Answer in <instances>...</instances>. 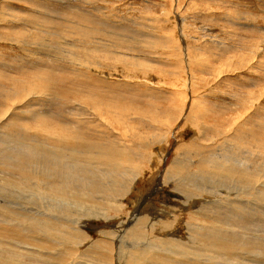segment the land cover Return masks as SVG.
Returning <instances> with one entry per match:
<instances>
[{
  "label": "bare ground",
  "instance_id": "6f19581e",
  "mask_svg": "<svg viewBox=\"0 0 264 264\" xmlns=\"http://www.w3.org/2000/svg\"><path fill=\"white\" fill-rule=\"evenodd\" d=\"M6 11L12 10L5 7L4 0H0V25L4 22L5 16H8ZM77 28L76 30H78ZM153 35L158 38L157 41H153L156 47L153 49L159 53V58L165 46L170 45L166 49L172 47L169 49L168 56L174 59L176 64L169 59L165 61L167 63L165 66L171 67V64L178 66L185 62L187 63L186 67L191 68L192 60L190 61L191 58L187 51L181 49L183 46L179 50L173 49L175 44H178L175 37H171L173 34L170 37ZM79 36L86 37L82 34ZM68 37L73 39L74 43L77 41L71 34ZM85 46L87 47V45ZM90 54L97 60L105 55L98 48ZM106 55L114 58L115 62L122 57ZM70 56L72 60L76 57L74 52H71ZM64 57L69 56L67 54ZM108 58L105 57V60ZM143 58H137L140 67L146 66L145 62H149ZM121 59L127 68L138 71V68H134V59L131 60L128 57ZM67 65H71V63ZM198 66L201 69L202 66L199 64ZM75 67L69 66L68 69L72 72L78 71ZM150 67H143V69L149 70ZM181 67L184 68L183 65ZM124 70L127 69L124 68ZM144 72L147 75L150 74ZM162 74L166 75L168 72L162 71ZM88 75L97 77L99 82L106 85L105 87L108 86L113 90L114 83L104 77L92 74L91 71ZM81 76L83 77V75ZM188 76L190 78L187 80L190 83L195 82V77L191 72ZM158 77L164 76L158 75ZM38 82L34 86L30 84L31 87L28 86L27 89L10 86L12 88L5 91L1 89L4 85L0 82V115L1 106L10 101L18 102L23 99L27 100L25 102H29V99L33 101L40 93L52 92L54 87L46 76H40ZM189 82H182L177 86L175 92H165L166 95H170L167 96L169 104L165 107L150 106L145 110L138 108L132 110V107L127 105L124 107L115 98L107 100L103 104L90 103L92 99L90 102L82 103L77 100L72 113H69L71 115H68L72 118H69L68 122L63 121V125L68 129H62L56 125L57 123L49 127V122L58 119L43 113L45 110L39 112L38 109H33L35 107L32 106L40 107L39 105L42 106V103L49 104L50 99L38 97L35 100L36 104H25L27 106L25 118H30L33 121L42 120L40 122V124L43 123L42 126L37 128L31 127L27 130L25 126L13 123L17 118L15 117L16 106L10 108L7 113H3V115L8 114L6 116L9 117H0V144L6 147L0 162V191L7 194L6 200L0 203V207L6 212L8 210L11 217L6 218L3 214V217H0V251H2L0 264H201L200 257H188L185 254L189 251H201L210 258L209 261L213 262L223 259V257L233 256L246 261L245 257L240 256L241 253L235 251L248 249V246L245 245L246 241H243L242 236H238L230 228H232L233 222L241 229L247 228L246 225L250 221L247 217L257 216L259 210L250 207L251 213L244 214L243 211L246 210L242 204L243 199L260 201L264 190L260 191L257 185L252 184V181L259 178L262 173L260 169L252 170L251 167L254 159L252 157L259 150L254 148L256 141L247 145L241 141L238 143L237 140L241 135L254 138L258 123L255 119L252 120V117L255 116H248V109L246 112L240 111L237 116H230L228 120L218 119L217 123H213V120L208 122L209 114L207 115V113L210 111L206 108L204 100H200L201 97L196 98L197 95H194L195 92ZM180 121L183 123V127L190 125L196 130L192 144L188 147L178 146L172 162H169V167L164 169V172L163 170L159 171L157 175L151 177L152 185H154L152 192L144 195L146 205L151 207L144 210L143 207L140 217L132 216V214L128 223L127 213L125 217L122 215L124 196L133 192L138 184V177L146 170L148 171L149 164L153 163V159L158 160L154 151L156 139H146V135L136 131L135 126L140 124L141 127L151 126L157 130L170 126L169 129H174ZM59 123L61 124V120ZM123 130L124 136L126 135L128 140L124 139L123 133L120 134ZM116 133L119 136H116ZM121 136L122 138H120ZM150 136L154 137V135ZM252 148L254 149L252 150ZM163 154L160 152L159 157L162 158ZM160 168L162 169L161 163L159 170H161ZM164 186L170 187L173 192L177 193L175 195L170 194L171 192L166 193L165 203L169 201V198H174L176 201L181 200L169 210L168 205L164 204L165 207L161 208L153 202L157 200L156 197L163 191ZM241 191L243 192L240 195ZM15 195L24 197L26 201H19ZM14 197L18 201L10 202L14 201ZM196 199H199L200 202ZM7 200L6 205L9 207L4 205ZM246 205L248 204L246 203ZM175 207L181 209L184 207L185 209L178 214ZM61 208H68L67 213L55 214ZM70 210L72 212L76 210L77 219L69 218ZM184 211H187L189 215L188 218H184L185 221L181 218ZM119 212L120 216L113 217ZM207 213H211V216H208ZM228 216L230 223L227 222ZM124 218L125 220H123ZM201 218L204 219L202 225L211 224L213 228L199 226L201 223L197 224L195 221ZM241 219L243 221L239 222ZM205 220L209 223H206ZM72 222L78 226L73 225ZM182 227L187 229V237H184V234L181 236ZM93 232H97L101 237L92 239ZM16 242L20 243L21 248L14 245ZM261 246L263 245L256 243L253 252L261 250ZM85 258L91 261L86 262ZM253 262L259 263V259L251 261V263Z\"/></svg>",
  "mask_w": 264,
  "mask_h": 264
},
{
  "label": "rangeland",
  "instance_id": "374dc122",
  "mask_svg": "<svg viewBox=\"0 0 264 264\" xmlns=\"http://www.w3.org/2000/svg\"><path fill=\"white\" fill-rule=\"evenodd\" d=\"M4 1L5 7H8L13 12L6 11L8 16H5L4 22L0 25V82L4 85L1 89L5 91L12 88L10 86L18 89H27L31 87L30 84L34 86L38 82V79L40 80V76H46L54 88H52V92L48 91L38 94V97L46 100L50 99L51 101L49 104L41 102L42 106L39 105L40 107H32H35L33 109H38L39 112L45 110L43 113L52 115L55 119H58V122H49V127L57 123L56 125L62 129H68L67 126L63 125V121L68 122L69 118H72V116L70 117L68 115H71L69 113H72L77 100L82 103L86 101L90 102L92 99L90 103L98 102L103 104V102L115 98L123 104L124 107H132V110H135V108L145 110V108L148 109L150 106L165 107L169 104L167 96H170L166 95L165 92H175L177 86L182 82L185 81L188 83L189 81L187 79L190 78L188 74L191 72L195 77V82H193L194 84L189 82V85L194 90V95H197L196 98L201 97L200 100H204L206 108L210 111L207 113V115L209 114L207 118L208 122L213 120V123H217L218 119L228 120L230 116H237L240 111L246 112L247 109L249 111L248 116H255L252 117V120L254 121L255 119L256 123H258L256 128L257 133L253 132L256 136L260 137L255 136L251 138L241 135L237 142H245V144L248 145L250 142L256 141L254 144L256 147L254 148H258L259 150L252 157V159H254L253 163H251V167L252 170L260 169L262 173L259 178L252 181V184L257 185L260 191L264 190V0ZM76 28L78 30H76ZM90 28L92 31H90ZM70 34L73 38H76L77 41H75V43L72 42L73 39L68 37ZM79 34L86 37H80ZM153 34L161 37H170V35L173 34L171 37H175V40L178 42L173 49L179 50V48L183 46L181 49L187 51L191 58L190 61L192 60V64H190L191 68H187V63L185 62H183L185 65L182 63L178 66H173V64L170 65L171 67H168V65L165 66V64H167L165 61L171 59L168 53L170 54L169 49L172 47L166 49L170 45L165 46L159 58V53L153 49V47L156 48L153 41H157L158 38ZM90 38L92 40L91 42ZM143 39L144 41H142ZM69 42H72V44L67 45ZM85 45H87V47ZM96 48L105 55L111 54L112 57L113 55L122 57H120L117 62L108 55H103L100 60L94 59L90 56V53ZM76 51L77 53H75ZM71 52H74L76 55L73 60L70 56ZM67 54L69 57H64V55ZM125 56L131 60L134 59L133 61L135 63L133 61L130 62L134 63V68H138V71H133L125 66L121 59L127 58ZM105 57L109 58L105 60ZM137 58L149 60V62L156 63L157 65L145 62L146 66L140 67L141 65H139ZM171 60L173 63L175 62L174 59ZM65 62L67 64L71 63V65H67ZM136 63L138 64L136 65ZM198 64L202 66L201 69ZM182 65L184 68L181 67ZM69 66H76L75 69L78 71H75L76 73L74 71L72 72V70L68 69ZM147 66L150 67V69L144 70L143 67L146 68ZM124 68L129 71L124 70ZM188 69H190V72ZM219 70L222 71L220 72ZM85 71L88 74L91 71L92 74L104 77L109 82L114 83L115 86H112L113 90L108 86L105 87L106 85L99 82L97 77H92L87 73L85 74ZM144 71L150 74L147 75ZM162 71L164 73L168 72V74L164 75ZM81 75H83V77ZM158 75H163L164 77L160 78ZM38 83L40 84V82ZM95 89L96 91L94 92ZM156 90L159 91L157 92ZM94 97L98 100H95ZM37 98H34L33 101L29 99V102L20 99L18 102L10 101L8 104L2 105L0 117L8 118L9 116H6L8 114L3 115V113H7L10 108L12 109L16 106L17 113L15 117L17 118L14 119L13 123L25 126L27 130L31 127L37 128L42 126L43 123L40 124L42 120L40 121L38 119L33 121L30 118H25L24 115L27 114V111H25L27 106L25 104H36L35 100H37ZM60 115L64 116L59 117ZM60 120L61 124L59 123ZM135 125L134 123V126ZM169 128L170 126L162 127L157 130L151 126L141 127L140 124L135 126L136 131L146 135V139H156L154 151L158 160L153 159V163L149 164L148 171L146 170L145 173L138 177V184L136 186L133 184L135 186L133 192L124 196V212L122 211V215L125 217L127 213V222L132 216L137 215L136 217H140L141 211L151 207L147 206L144 201V195H147V193L149 194L150 191L152 192L154 186L152 185L151 177L157 175L159 171L162 172L163 170L164 172V169L166 170L172 162L177 147H188L192 144V139L196 135V130L193 127L190 125L183 127L181 121L177 123L174 129L171 128L172 131ZM117 133L119 132L117 131ZM117 133L116 136H119ZM121 133H123L125 140L129 139L126 135L124 136V130L123 132L121 131L120 134ZM150 135H154V137ZM120 138H122V136ZM5 148L4 145L0 144V162ZM254 148H252V150ZM160 152L164 153L162 158L159 157ZM164 161L166 165H164ZM160 163L162 164L161 170H159ZM169 192L173 195L177 194L173 192L170 187L164 186L163 191L156 197L157 200L153 202L161 208L165 207L164 204H166V206L168 205V210L176 203L181 202V200L176 201L174 198H169V201L165 203V194ZM242 192L243 191L239 194L241 195ZM6 194V192L3 193L0 191V203L6 200ZM8 196L10 197L11 195L9 194ZM15 197L21 202L26 201L24 197L16 195ZM15 197L14 201L10 202H17L18 200ZM134 197H136V199H134ZM205 199L208 198L205 197ZM196 200L200 202L199 199ZM7 202L8 200L5 201L4 205L9 207L6 205ZM246 203L248 205H246ZM242 204L244 205V210H246L243 211L244 214H250L252 207H254V210L255 208L259 210L257 216L251 215L247 217L250 220L246 225L247 228L244 227L241 229L234 222L232 223V228H230L238 236H242L241 239L243 241H246L245 245L248 246V249L245 248V251L234 249L236 252L241 253L240 256L245 257L247 259L246 261H242L244 259L233 256L230 258L223 257V259L213 262L209 261L210 258L206 257V254H203L201 251H189L185 254H187L188 257H200L201 264H264V195L260 196V201L249 199L247 201V199H243ZM142 208L143 210H141ZM67 209L68 208H61V210L55 214L59 215L60 213V215H63L67 213ZM184 209V207L182 209L175 207L178 214ZM75 211H73V213L72 210H70L68 214L69 218H78V214ZM186 212L187 211H184V214ZM2 214L6 218L11 217L8 210L6 212V210L0 207V217H3ZM184 214L181 218L185 221L186 219L184 218H188L189 215L188 212ZM207 214L211 216V213ZM118 215L120 216V212L113 217ZM243 219L239 220V222L243 221ZM123 220H125V218ZM205 221L209 223L207 220ZM235 221L238 222L236 219ZM195 222L197 224L201 223L199 226L213 228L211 224L202 225L204 222L202 218ZM227 222L230 223L229 216L227 217ZM72 224L78 226V224L74 222H72ZM224 228L227 229L228 227ZM221 230L223 231L224 229ZM187 233V229L182 227L181 236L184 234V237H187ZM97 234V232H93L91 234L92 239L101 237L100 234ZM256 243H260L263 246H261V250L253 252ZM15 244L16 247L21 248L19 242L14 243V245ZM0 253H2V251H0ZM258 259L259 263H251V261H257ZM84 260H86V262L91 261L88 258ZM92 262L95 261L92 260Z\"/></svg>",
  "mask_w": 264,
  "mask_h": 264
}]
</instances>
